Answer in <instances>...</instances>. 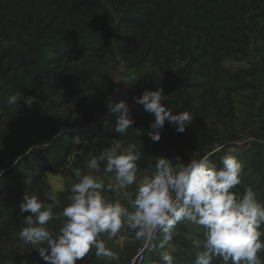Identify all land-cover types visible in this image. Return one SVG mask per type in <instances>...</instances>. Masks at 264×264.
Listing matches in <instances>:
<instances>
[{"label": "trees", "instance_id": "16d2710c", "mask_svg": "<svg viewBox=\"0 0 264 264\" xmlns=\"http://www.w3.org/2000/svg\"><path fill=\"white\" fill-rule=\"evenodd\" d=\"M47 1L14 0L7 9L0 8V120L3 111L9 107L4 102L9 95L20 94L16 104L35 97L34 103L41 115L35 111L41 119V126H27L42 128L37 132L48 139V145L44 147L35 143L30 146L28 141L23 142L25 135H16L20 138V145L15 142L13 153L18 158L26 153L17 164H27L30 175L27 186H31L30 190L42 183L44 171L66 166L74 150L85 145V141L97 143L109 128L115 138L120 136L115 132L116 118L112 120L110 110H103L96 118L84 113L87 109L86 92L94 91L98 86L94 77L105 78L96 67H114L120 61L124 63L112 104L125 100L129 90H135V96H139L145 89L163 88L168 97L165 102L175 113L187 110L193 114L196 108L191 105L207 100L209 103L222 102L217 100L215 92L209 96L203 90L200 94H188L193 75L204 78L211 87L215 84L221 88L223 101L235 90L253 91L258 83L264 87V60L256 55L260 39L264 41V25L260 22L264 18L263 0H90L82 8L81 21L77 26L72 24L76 22L70 23L69 20L56 25L50 20L49 13H43ZM52 1L62 6L67 0ZM149 32L152 33L150 36ZM2 42L13 44L1 46ZM225 56H231L237 62L249 61L251 67L239 66L234 71L225 68ZM154 59L156 62L151 63ZM182 60L184 65L177 68L176 64ZM29 66L35 70L25 73ZM18 71H23L22 78L28 79L25 86H30L32 93L8 78L7 75L14 76ZM133 76L137 78L132 79ZM250 78L253 82L246 80ZM53 84H58L57 92H47ZM126 85H131L128 91ZM66 95H72L68 101L79 111L77 115L69 110ZM140 107L143 117L134 118L132 128L141 123L148 132L155 117L145 112L142 105ZM215 108L219 116L223 115L219 105ZM254 114L253 135H263V95L255 106ZM79 117L84 118V122H78ZM89 121L92 124L97 121V124L82 129ZM171 126V123L164 125L165 128ZM186 128H191L187 131L191 135L196 133L194 140L202 137V145L213 139V136L209 139L207 130H202L209 128L204 127L202 121L194 120ZM77 137L80 138L79 143H76ZM123 137L129 141L133 136L128 133ZM257 143L252 145L257 147V151L247 149L242 155L238 154V159L245 166L244 171L251 169V179L259 177L257 186L264 193V169L261 166L264 144ZM154 145V148L161 147ZM57 147L58 152L55 151ZM182 148V144H177L173 149ZM46 158L47 161L44 160ZM75 158L76 165L81 156L77 154ZM213 158L210 156L211 161ZM233 191L238 194L237 189ZM18 212L17 208L0 207V238L8 237L9 231H20ZM193 236L203 238V233L196 231ZM174 242L181 244L175 252L176 264H194L196 249L187 240L176 239ZM152 256L146 254L145 264H159ZM84 259L87 263L98 264L94 253ZM261 259H264V253ZM6 260L0 249V264ZM214 264L221 262L217 259Z\"/></svg>", "mask_w": 264, "mask_h": 264}, {"label": "clouds", "instance_id": "9594fccd", "mask_svg": "<svg viewBox=\"0 0 264 264\" xmlns=\"http://www.w3.org/2000/svg\"><path fill=\"white\" fill-rule=\"evenodd\" d=\"M19 95H9L6 103L16 105ZM133 99L145 112L154 114L147 134L155 142L161 139L160 129L166 121L183 133L194 119L189 111L175 113L162 103L168 99L163 88L145 89ZM34 101L35 97L26 99L29 107ZM109 108L116 118L115 132L127 136L135 122L129 104L121 100L110 103ZM237 152L236 147H228L220 166L210 160L212 153L193 156L187 163L179 156L175 160L160 156L154 168L145 172L138 164L142 144L113 140L99 155L89 153L82 168H72L75 179L69 178L63 207L55 195L46 200L35 192L24 197L18 239L22 247L37 250L46 264L82 260L87 264L84 258L93 253L109 264H119L120 253L107 241L131 230L140 242V253L158 255L159 264H176L177 249L170 242L177 225L183 223L203 233V238L191 241L196 249L194 264H214L217 259L221 264H264V201L251 185L245 186L242 195L233 191L244 178ZM77 154L84 156V149L73 153L72 159ZM101 162H105L103 168ZM57 187L65 191L62 184ZM106 192L116 195L109 198Z\"/></svg>", "mask_w": 264, "mask_h": 264}, {"label": "rangeland", "instance_id": "374dc122", "mask_svg": "<svg viewBox=\"0 0 264 264\" xmlns=\"http://www.w3.org/2000/svg\"><path fill=\"white\" fill-rule=\"evenodd\" d=\"M13 1L14 0H0V8L7 9L8 5ZM88 2H90V0H67L61 6L60 3L56 5L54 1L48 0L46 2L47 5L43 8V13L45 15L49 13L50 20L56 22V25L59 23L62 24V22H66L67 20H69L70 23L76 22L72 24L77 26L81 21V10ZM261 3L264 5V0ZM79 9L80 11H78ZM260 22L264 25V18L260 19ZM151 34L152 33L149 32L148 36H150ZM5 44L13 43L2 42L1 46ZM263 45L264 41L263 39H260V49L256 52V55L262 60H264V49L261 50V46ZM233 59L234 58H232L231 56H225L223 59V66L233 71L239 66L245 69H250L251 64L249 61L237 62L234 61L235 59ZM154 62H156V59H154L151 63ZM122 63L123 61H120V63H118L114 67H96V69L101 70L103 75H105V78L101 77L100 79H96L94 77V79L98 83V86L94 91L86 92L87 109L84 110V113L90 115L92 114L96 118V116L101 115L103 110H110L109 103H112L113 96L117 93L118 85L124 71V63ZM184 63V60L178 62L176 64L177 68L182 67ZM32 69L35 70L33 66L27 67V69H25V73L32 72ZM63 73L64 72H62V74ZM131 73L133 75L135 74L134 71H131ZM23 74V71H18L14 76H7L8 78L15 80L18 85L25 88L26 91L32 93V91L29 90L30 86H25L28 79L26 77L22 78ZM108 79H110V82H108ZM246 80L248 82H253L251 78ZM125 88L128 91L131 88V85H126ZM57 90L58 84H53L52 87L47 88V92L49 93H56ZM202 90L203 92L205 91L207 93V96H209L211 92L217 93V100L222 101H214L209 103V101L207 100L204 103L191 105V107L196 108L195 112L192 114L194 117L192 122L194 120L204 122V127L206 126L209 128H202V130H207V133L210 135L209 139L213 136V139L205 145H202V137L200 138L199 136L196 138V140H194L196 133L191 135V133L187 132L191 128H186L183 133H179L176 131V127L173 128L174 125L168 128H165L163 126V128L160 129L161 139L158 142L152 141L147 134L148 132H146L147 129L137 121L136 122L139 124L137 125L138 127H135V129H129L128 131V133L132 134L133 136L129 141H126L123 136H118L117 138H115V135H113V130L109 128L105 130L97 143H95V141L93 140H89L85 145L79 148L84 149L85 155H80L81 158H78V163L76 165L74 161L76 160V158L72 159V156H70L68 158L69 161H67L66 166H64L62 169L59 168L55 171H44L42 183L32 190H30V185L27 186V183H29L28 178L30 177L29 170L28 168H26L27 164H24L25 162H19L17 164L18 160L26 153L22 154L18 158V156L14 155L13 149L16 147L15 142L20 145V138L16 137V135H25L23 142L28 141L30 146H32V144L34 143L35 145L39 144V147L48 145V139L40 136V134L37 132L42 131V128H29L27 126V124L30 127L33 124H39V126H41V119L39 118V115H37L38 113L41 115V113L37 109V106L34 102L30 107L27 105L26 99H23L16 105H8L6 103V98V100L4 101L5 106L9 107L3 111V118L0 120V170H2L3 172V174L0 175V207L6 209L17 208L18 211L20 210V204L23 202L24 197L26 195H31L33 192H35L45 200L49 195H55L61 201V207H63V205L66 204V189L70 187L69 178L72 177V168H82L89 153L93 155H99L101 151L111 146L113 140L117 139L123 140L125 145L133 142L137 143L138 145L142 144V156L141 161H139L138 164L139 170H144L145 172H150L152 168H154L155 159L156 157L160 156L167 157L172 160H175V158L179 156L185 163H187L193 158V156L195 158H199L207 153H212L211 156H214L212 162L216 163L217 166H219L220 158L226 153L228 147H236L238 150L237 154L242 155L247 149L249 150L253 148V151H257V147L252 146L254 143L258 142L257 144H264V134L260 136L253 135V123L255 122L254 109L256 104L260 102V97L262 95L264 96V87L262 86V84L258 83L253 91L235 90L233 93L228 95V98L223 101V92L221 88L217 87L215 84H212L211 87L209 86V83L204 80V78L193 75L191 79V87L187 91L188 94H200ZM134 92L135 90H132L131 92L129 90L128 95L124 101L129 104L131 115L133 116V118H141L143 117V113L142 111H140V105L135 103L133 99V97H136ZM70 97H72V95H66L69 110L72 114L77 115V112L79 111H77V109H75L71 105V102L68 101ZM207 102L211 106L208 105ZM162 103H166L169 107V104L167 102L162 101ZM218 105L220 106L223 115L219 116V112L215 108ZM35 110H37L38 113ZM112 116L113 120V118H115V115L113 114ZM84 120L85 119L81 117L77 119L78 122H84ZM91 121H89V123H87L88 125L82 129L92 127L93 125L97 124L98 120L94 124L90 123ZM168 123V121L165 122V124ZM139 130L141 131V135H137ZM154 144L161 145L160 149L154 148ZM177 144H182L183 148L181 150L173 149L177 146ZM79 149L74 150L73 153L77 152V150ZM55 151L58 152L59 147L55 148ZM165 152L166 156H164ZM79 159H81V161ZM44 160L47 161L48 159L46 158ZM70 164L71 167H69ZM13 166L15 167L12 168ZM104 166L105 162H101V167L103 168ZM261 166L264 169V160ZM250 170L251 169H249L248 171L243 170V181L235 189H237L238 194H241V192H244L245 186L251 185L259 191L258 199L264 201V193L261 191L262 189L260 190L259 186H257L259 177L257 176V178L254 180L251 179V176L249 175ZM72 179L74 180L75 178L72 177ZM108 179H112L111 175H109ZM61 184L65 188L64 192L59 191L57 187ZM134 187L135 185L133 186V189ZM133 189H129L128 191H132ZM105 195L109 198H112L116 195V193L106 192ZM15 214L17 215V213ZM28 214L29 213H24V215ZM18 215L20 221L18 229L21 230V228L23 227V216H20L19 212ZM196 231L200 230H198L195 226L185 225L183 223L178 224L176 235L170 243L176 249H179V247L181 246V244L174 242V240L176 239H182L184 241L187 240L192 245L191 241L195 238L193 235L196 233ZM18 233L19 231H9L8 237L0 238V249L7 258L4 264H46V262L43 261L42 258H40L37 250H31L30 246H21L22 242L18 239ZM104 239L107 240V237L105 236ZM107 243L115 251H118L120 253L119 264H145L144 259L146 254H152L155 257L154 258L152 256V258H154V260H156L157 262L159 261L158 255L154 253H149L147 251L140 253V242L134 239V233L131 230H123L118 237L112 240H108ZM97 262L98 264H109L107 260L102 258L98 259ZM77 264H84V261H77ZM112 264H115V262H112Z\"/></svg>", "mask_w": 264, "mask_h": 264}, {"label": "built area", "instance_id": "2783aa9c", "mask_svg": "<svg viewBox=\"0 0 264 264\" xmlns=\"http://www.w3.org/2000/svg\"><path fill=\"white\" fill-rule=\"evenodd\" d=\"M217 146H219V145H217ZM215 151V150H214Z\"/></svg>", "mask_w": 264, "mask_h": 264}]
</instances>
